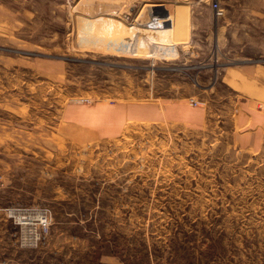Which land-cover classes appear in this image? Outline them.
Returning a JSON list of instances; mask_svg holds the SVG:
<instances>
[{
	"label": "rangeland",
	"instance_id": "obj_1",
	"mask_svg": "<svg viewBox=\"0 0 264 264\" xmlns=\"http://www.w3.org/2000/svg\"><path fill=\"white\" fill-rule=\"evenodd\" d=\"M154 1L0 0V264H264V41L126 55L161 37ZM83 99H195L208 121L152 108L103 139L65 118Z\"/></svg>",
	"mask_w": 264,
	"mask_h": 264
},
{
	"label": "crops",
	"instance_id": "obj_2",
	"mask_svg": "<svg viewBox=\"0 0 264 264\" xmlns=\"http://www.w3.org/2000/svg\"><path fill=\"white\" fill-rule=\"evenodd\" d=\"M210 1L219 3L223 12L221 16H216ZM210 1L157 0L152 2L154 5L151 7H155L160 15L170 14L174 19L176 13H179L183 18L188 19L191 25L186 32L189 35V41L178 43L168 41V49L173 52L177 51L178 55H183L186 54L187 51L184 52V49L188 45L192 46L196 43L195 51L204 57L208 56L212 49L215 51L216 48L219 50L225 48L230 40L238 43L234 55L256 56L244 52V42L258 41L262 44L264 41V0ZM121 8H128L131 13V10H134L136 6L135 4L129 6L124 4ZM127 18L129 19L130 16ZM131 40V37L124 38L121 49L126 55L133 56L138 52L134 53L129 49L130 45L127 42L130 43ZM260 47L263 46L260 45ZM192 51L194 52V48ZM152 108L158 111L161 120L187 125L191 128H203L208 121L207 109L190 106L187 101L182 100L164 101L159 104L150 103L148 105L119 102L85 104L80 102L68 106L64 111V116L69 122L88 128L99 137L107 139L115 137L131 121L148 116V109L152 111Z\"/></svg>",
	"mask_w": 264,
	"mask_h": 264
},
{
	"label": "bare ground",
	"instance_id": "obj_3",
	"mask_svg": "<svg viewBox=\"0 0 264 264\" xmlns=\"http://www.w3.org/2000/svg\"><path fill=\"white\" fill-rule=\"evenodd\" d=\"M167 12V11H166ZM100 18H98V19H96V22H100ZM117 22V21H116ZM103 24V23H102ZM154 24H155V26L159 29V30H161V29H163L164 31H163V33L161 34V37L158 39V38H152V39H150V40H146L145 38H143V37H141L140 35H139V42H136V40L134 41V40H131L130 41V50L132 51V52H134V53H137L138 52V49H140V50H145V49H148V50H150L151 49V51L153 50H157L158 51V53H160L159 51H161V50H166L165 49V46L166 47H168L167 46V43H168V41L170 40L169 38L171 37V36H168V32L169 31H173L174 32V30H175V21H171L170 22V26H168V27H166L165 25L163 26L161 23H160V21H158V20H156L155 22H154ZM104 28L105 29H107V27H105V25H104ZM130 34V33H129ZM117 35V34H116ZM131 35H132V37H134V38H137V33H135V32H131ZM162 35H163V37H162ZM133 38V39H134ZM135 50V51H134ZM124 51V50H123ZM172 50H170V52H171ZM145 52H146V50H145ZM145 52H143V53H145ZM156 52V51H155ZM163 52V51H162ZM167 52V51H166ZM142 53V52H141ZM157 53V52H156ZM169 53V51L167 52V54ZM155 54V53H154ZM162 54V53H161ZM32 218V217H31ZM28 222V221H27ZM26 222V223H27Z\"/></svg>",
	"mask_w": 264,
	"mask_h": 264
},
{
	"label": "built area",
	"instance_id": "obj_4",
	"mask_svg": "<svg viewBox=\"0 0 264 264\" xmlns=\"http://www.w3.org/2000/svg\"><path fill=\"white\" fill-rule=\"evenodd\" d=\"M212 9L214 11V13L216 14V16H221L223 14L222 12V9L219 5V3L217 1H213L212 2ZM157 9L155 7H151L149 8V13H148V18L149 20H158L160 21V23L164 26L165 24H168L172 21V18H171V15L170 14H167V15H160V13H157ZM128 20H131V22H135L134 19H131L129 18ZM140 25V24H139ZM131 27H134L133 24L130 25ZM83 103L85 104H89L91 101L89 99H83L82 100ZM190 103L192 106L196 107L198 106L200 103L199 101L195 100V99H191L190 100ZM43 219V226L45 228L48 227V222H47V215L45 214L44 217L42 218Z\"/></svg>",
	"mask_w": 264,
	"mask_h": 264
},
{
	"label": "water",
	"instance_id": "obj_5",
	"mask_svg": "<svg viewBox=\"0 0 264 264\" xmlns=\"http://www.w3.org/2000/svg\"><path fill=\"white\" fill-rule=\"evenodd\" d=\"M165 26H166V27L170 26V23H168V24H165Z\"/></svg>",
	"mask_w": 264,
	"mask_h": 264
}]
</instances>
